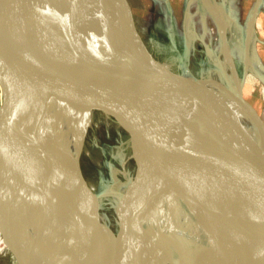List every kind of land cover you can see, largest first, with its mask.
I'll return each instance as SVG.
<instances>
[{
    "label": "water",
    "instance_id": "1",
    "mask_svg": "<svg viewBox=\"0 0 264 264\" xmlns=\"http://www.w3.org/2000/svg\"><path fill=\"white\" fill-rule=\"evenodd\" d=\"M260 3L249 19L245 59ZM43 7L51 13L34 8L32 0H0V47L6 65L24 78L21 91L12 90L0 68L1 148L8 154L21 152L25 165L24 148L11 136L8 104L38 82L111 118L151 165L197 184L182 185V191L222 228L238 256L248 264H264V116L243 94L247 70L239 77L227 48L226 27L221 37L233 83L221 65L222 81L170 71L147 48L128 0H48ZM246 125L253 128L255 140L242 130ZM81 156V149L73 155L70 175L77 189L87 183ZM202 156L215 168H208ZM24 165L27 179L42 189L38 176ZM100 210L95 201L86 216L95 222ZM33 248L28 256L7 250L16 264H34L39 257L57 254L36 244ZM76 251L79 262L89 264L79 247Z\"/></svg>",
    "mask_w": 264,
    "mask_h": 264
},
{
    "label": "bare ground",
    "instance_id": "2",
    "mask_svg": "<svg viewBox=\"0 0 264 264\" xmlns=\"http://www.w3.org/2000/svg\"><path fill=\"white\" fill-rule=\"evenodd\" d=\"M198 1L216 24L214 32L221 35L227 25L218 8L223 0ZM43 3L48 0H32L34 8L51 13ZM207 52L213 56L211 49ZM6 64L0 47V68L3 66L7 83L12 90L21 91L22 74ZM233 105L238 106L235 100ZM8 113L12 139L20 140L27 160L24 165L21 152L8 154L0 145V251L9 248L28 256L36 244L57 254L39 257L34 264H81L79 247L89 264H141L142 247L149 249L143 264H248L231 249L222 228L182 191V185L197 184L177 173L162 172L131 142L135 173L122 195H117L122 232L99 217L95 222L88 219L86 212L98 203L97 198L113 197L110 192L96 194L88 183L80 189L70 183L73 155L81 149L93 160L84 149L89 129L101 117L97 112L37 82L28 94L9 101ZM204 162L211 170L215 168L207 158ZM23 165L38 176L42 189L27 179Z\"/></svg>",
    "mask_w": 264,
    "mask_h": 264
},
{
    "label": "rangeland",
    "instance_id": "3",
    "mask_svg": "<svg viewBox=\"0 0 264 264\" xmlns=\"http://www.w3.org/2000/svg\"><path fill=\"white\" fill-rule=\"evenodd\" d=\"M128 1L147 48L170 71L178 75L222 81L221 72L218 70L221 65L227 79L233 83L232 72L225 53L222 52V37L220 33L214 32L216 24L198 0ZM256 2L257 0H223L218 3V8L227 24V48L231 52L239 77L245 68L247 70L243 94L264 116V3L262 15L257 16L247 44L246 65L243 58L249 19ZM206 48L212 50V59L207 55ZM99 122L92 125L85 138L84 150L92 155L93 160L84 152L80 168L84 179L94 188L96 194H113V197L97 198L102 214L99 218L113 230L116 228L122 232L123 222L117 210V195H122L131 182L135 173V162L131 157L128 138L116 123L102 115ZM242 130L252 139H256L251 126L246 125ZM139 255L140 263L143 264L149 255V249L139 248ZM0 264H16L7 249L0 251Z\"/></svg>",
    "mask_w": 264,
    "mask_h": 264
},
{
    "label": "crops",
    "instance_id": "4",
    "mask_svg": "<svg viewBox=\"0 0 264 264\" xmlns=\"http://www.w3.org/2000/svg\"><path fill=\"white\" fill-rule=\"evenodd\" d=\"M262 1V0H261ZM263 3H264V0H263V2L262 3H260V8H259V10H260V12H259V14L258 15H262V13H261V10H262V6H263Z\"/></svg>",
    "mask_w": 264,
    "mask_h": 264
}]
</instances>
